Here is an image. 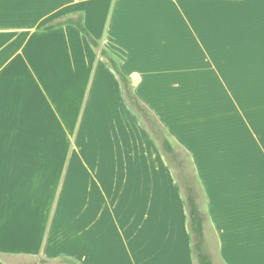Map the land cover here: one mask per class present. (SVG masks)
Returning <instances> with one entry per match:
<instances>
[{"label":"crops","instance_id":"crops-1","mask_svg":"<svg viewBox=\"0 0 264 264\" xmlns=\"http://www.w3.org/2000/svg\"><path fill=\"white\" fill-rule=\"evenodd\" d=\"M77 16L97 48L43 29ZM47 58L51 99L31 66ZM173 145L193 162L212 263L264 264V0H0V264H195Z\"/></svg>","mask_w":264,"mask_h":264},{"label":"trees","instance_id":"trees-1","mask_svg":"<svg viewBox=\"0 0 264 264\" xmlns=\"http://www.w3.org/2000/svg\"><path fill=\"white\" fill-rule=\"evenodd\" d=\"M65 25H71L78 29V31L86 37L89 43L95 48L98 47V42L92 37L89 31L85 28L82 23L81 16L74 18H67L65 20H58L51 22L43 29L45 31H50ZM101 55L107 60L108 64L112 67L115 73L119 76L125 90L126 97L128 101L139 111L147 125L150 127L151 132L154 136L161 141L162 147L167 154H171L173 149L170 143L165 138L162 131L157 129V126L150 116L148 109L138 100L134 95L132 88L130 86L129 79L121 72L116 61L110 57L105 51H101ZM187 205H188V215H189V226L193 239V252L196 257L198 264H213L209 255L203 251L204 244V234H203V223L204 214L199 210L196 200L193 195V189L191 187H185Z\"/></svg>","mask_w":264,"mask_h":264},{"label":"rangeland","instance_id":"rangeland-1","mask_svg":"<svg viewBox=\"0 0 264 264\" xmlns=\"http://www.w3.org/2000/svg\"><path fill=\"white\" fill-rule=\"evenodd\" d=\"M45 61L47 63V64H45L46 71L37 70L36 66H34V64H31V66H32L34 72L37 74L38 81L40 83V85H39L40 89H42V91H44L46 96H48V99H51L52 93L54 90H53V88H51V78L52 77H50V76L52 74V70L56 67V62H54V64H52L51 58H47V59H45ZM43 72H47V74H49L50 76L49 77H42ZM81 93H82L81 91H78V92H76V95H75V104H74L75 108L73 107V110L75 109L76 115H77V111L79 112L78 100L80 101L82 98V97L78 98V96ZM151 115H152L151 118L153 120H155V122L158 123L159 127L162 128V126L158 122L156 116L153 113H151ZM60 124H61V122H60ZM67 131L72 132V130H70V129L67 130L66 128H60L59 129V136L58 137H59L60 148H61L60 151H64V150L68 151V149L70 151V147L68 148V145L66 143V137L68 136ZM75 131H74V133H75ZM164 133H165V131H164ZM81 135H82V133L80 132L78 140H77L78 141L77 145H78L80 150H81V147L79 145V141L81 139ZM71 137L73 140L76 139L74 134H72ZM71 140H70V142H72ZM173 147H174V153L169 157V161H170V165L172 167V170L174 171V174L178 179V182H180V184L184 187V189L186 186L193 188V190L195 191V192L193 191V195H194L195 200L197 199L199 202H202L203 196H201V194L199 193V190H198L199 186H198V182H197L195 175H194V166H193V162H192L189 151L186 148L181 147V146L173 145ZM125 195L126 194H124L121 198V201L123 203L127 202V201H125V199L127 197ZM108 199H110V198H108ZM121 201H120V203H121ZM112 210H113V212H115V208L112 207ZM254 227L258 229L259 226L258 227L257 226H250L251 232L248 236L250 239L249 240L250 242H254V241L258 240V235L255 236V232L252 230ZM247 233H249V231ZM206 234L208 235L207 236L208 241H207V246H206V242L204 241L203 251L206 253L208 251L212 255V257H213L212 259H213L214 263H216L215 262V256H213V252L211 250V247L213 245L212 239L214 237L211 238L212 233L208 229H207ZM194 260H195V264H198L195 255H194Z\"/></svg>","mask_w":264,"mask_h":264}]
</instances>
